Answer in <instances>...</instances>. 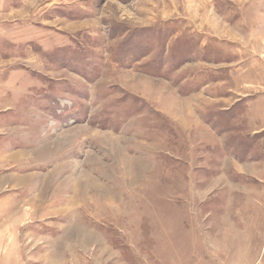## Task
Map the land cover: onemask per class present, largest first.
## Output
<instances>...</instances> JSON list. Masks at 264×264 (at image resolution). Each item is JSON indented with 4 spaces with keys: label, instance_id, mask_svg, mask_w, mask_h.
I'll return each instance as SVG.
<instances>
[{
    "label": "rangeland",
    "instance_id": "obj_1",
    "mask_svg": "<svg viewBox=\"0 0 264 264\" xmlns=\"http://www.w3.org/2000/svg\"><path fill=\"white\" fill-rule=\"evenodd\" d=\"M0 88L16 264H264V0H0Z\"/></svg>",
    "mask_w": 264,
    "mask_h": 264
},
{
    "label": "crops",
    "instance_id": "obj_2",
    "mask_svg": "<svg viewBox=\"0 0 264 264\" xmlns=\"http://www.w3.org/2000/svg\"><path fill=\"white\" fill-rule=\"evenodd\" d=\"M4 103L5 92L0 88V105L4 107ZM4 206L5 204L2 201L0 203V264H16V239L13 240L14 248H9L4 237V225L6 223V219H4Z\"/></svg>",
    "mask_w": 264,
    "mask_h": 264
}]
</instances>
